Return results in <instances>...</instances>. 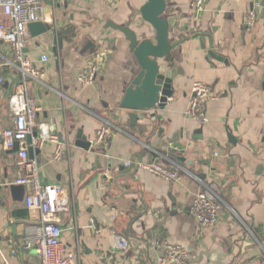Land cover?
<instances>
[{"label": "crops", "instance_id": "1", "mask_svg": "<svg viewBox=\"0 0 264 264\" xmlns=\"http://www.w3.org/2000/svg\"><path fill=\"white\" fill-rule=\"evenodd\" d=\"M38 1L55 34L28 31L25 52L44 73L32 80L30 95L39 107L36 123L56 133L67 154L53 161L55 145L45 143L33 158L41 182L70 197V211L61 216L64 248L79 249L80 264H159L163 250L152 243L160 240L184 248L188 264H264V0H207L200 11L192 0H166L164 16L176 17L169 34L177 59L172 97L133 126L118 104L138 66L124 35L107 22L124 25L147 0ZM250 12L254 25L247 28ZM130 28L154 36L140 16ZM93 50L105 56L102 72L82 87L76 78ZM9 61L0 42V133L12 126L8 100L21 77ZM193 82L208 85L214 97L202 126L185 116ZM99 117L124 133L105 148L77 147L78 131L94 139ZM166 143L178 149L183 169L173 182L122 167L125 160L151 162L147 147L163 151ZM16 151L4 150L0 140V264H39L35 251L24 249L38 235L24 206L27 188L10 191L21 175ZM194 177L215 184L227 205L215 227L202 229L189 214L201 190ZM118 238L128 249L114 248Z\"/></svg>", "mask_w": 264, "mask_h": 264}, {"label": "built area", "instance_id": "2", "mask_svg": "<svg viewBox=\"0 0 264 264\" xmlns=\"http://www.w3.org/2000/svg\"><path fill=\"white\" fill-rule=\"evenodd\" d=\"M206 2L207 0H192L191 6L196 11H200ZM0 15L5 18V21H0V42L10 50L12 61L8 63L21 73L17 90L8 100V107L13 116L12 126L0 133V140L4 150H17L15 164L21 170V175L12 184L27 188L24 206L28 221L38 228V235L28 241L24 249L34 250L39 264H80L81 251L66 250L62 244L61 216L70 211L71 204L68 192L56 184H43L40 180L38 163L36 159H30L28 154L27 139L34 133L37 136L32 138L29 147L35 150L45 143L54 144L53 161L63 160L67 154V149L60 144L57 134L51 133L46 124L36 123L39 107L30 95L32 80L42 78L44 73L31 65L25 52L29 37L28 26L35 22L46 23L47 20L42 14V6L38 0H0ZM253 20L254 13H247V28L253 27ZM104 57L99 50H93L88 55L84 69L76 78L80 86L95 84L102 72ZM40 59L41 62L48 61L46 55H42ZM211 99L214 97L208 85L193 82L185 116L200 126L207 124L205 109ZM98 119L100 126L90 144L91 148L101 149L107 146L114 134L124 132L106 118ZM165 145L164 150L178 151L169 143ZM147 148L155 159L151 162L125 160L122 162V167L135 172L148 173L164 181L176 180L183 170L181 166L177 162L170 161L162 151ZM194 178L200 184L201 190L194 196L189 206V214L202 229L215 227L227 205L215 184L198 177ZM152 245L163 250L159 264H188V253L181 246L160 240L154 241ZM128 247V241L123 238L116 239L114 243V248L118 250H126Z\"/></svg>", "mask_w": 264, "mask_h": 264}, {"label": "water", "instance_id": "3", "mask_svg": "<svg viewBox=\"0 0 264 264\" xmlns=\"http://www.w3.org/2000/svg\"><path fill=\"white\" fill-rule=\"evenodd\" d=\"M166 10V0H147L138 10H132L128 21L124 25H115L107 22V27L121 32L129 43V51L133 54L137 62V72L132 76L128 87L125 89L123 97L118 106L127 111L130 125L136 124L138 118H143V113L155 109H162L167 99L172 97V84L175 75V63L177 59L174 55V46L169 40V34L173 31L176 17L164 16ZM140 16L141 20L147 23L153 30L154 36L146 38L145 34H136L130 25L135 18ZM31 36L52 33L51 26L42 22H35L28 26ZM55 39V37H54ZM56 41V40H54ZM212 58H216L210 54ZM172 58L169 61L167 58ZM36 137V133L33 134ZM31 143V136L27 139ZM75 145L81 149L88 150L91 147L89 141L77 132ZM38 151L31 146L28 149L29 158L32 159ZM183 161V159H180ZM20 190L24 192L23 186L12 185V194ZM16 194V199L20 196ZM257 230H255L256 232Z\"/></svg>", "mask_w": 264, "mask_h": 264}, {"label": "trees", "instance_id": "4", "mask_svg": "<svg viewBox=\"0 0 264 264\" xmlns=\"http://www.w3.org/2000/svg\"><path fill=\"white\" fill-rule=\"evenodd\" d=\"M162 153L165 157H167L172 162H177L179 160L177 152H175L173 150H167L166 149V150H163Z\"/></svg>", "mask_w": 264, "mask_h": 264}]
</instances>
